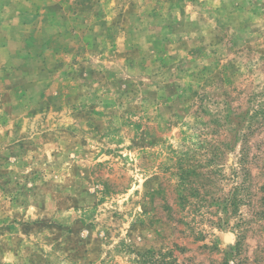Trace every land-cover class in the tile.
I'll list each match as a JSON object with an SVG mask.
<instances>
[{
	"label": "rangeland",
	"instance_id": "rangeland-1",
	"mask_svg": "<svg viewBox=\"0 0 264 264\" xmlns=\"http://www.w3.org/2000/svg\"><path fill=\"white\" fill-rule=\"evenodd\" d=\"M62 1L44 66L0 22V264H264V0Z\"/></svg>",
	"mask_w": 264,
	"mask_h": 264
},
{
	"label": "crops",
	"instance_id": "crops-1",
	"mask_svg": "<svg viewBox=\"0 0 264 264\" xmlns=\"http://www.w3.org/2000/svg\"><path fill=\"white\" fill-rule=\"evenodd\" d=\"M102 1L100 0V4ZM1 2V5L5 3L4 5L10 6L7 13H0L1 28L5 30L1 36L12 37L20 44L16 45V51L13 53L16 56L12 59L30 65L39 62L44 66L48 60L47 56L54 52L51 44L45 43L44 37L57 38L64 34L57 29H64V21L68 19L67 16L62 17V14H68V11L62 8L63 1L3 0ZM76 3L79 4L78 1ZM6 47L4 44L0 45V58L5 55Z\"/></svg>",
	"mask_w": 264,
	"mask_h": 264
},
{
	"label": "trees",
	"instance_id": "trees-1",
	"mask_svg": "<svg viewBox=\"0 0 264 264\" xmlns=\"http://www.w3.org/2000/svg\"><path fill=\"white\" fill-rule=\"evenodd\" d=\"M256 115V114H255ZM254 115H252L253 118ZM245 156V151H243V155ZM243 159V158H242ZM172 256V255H171ZM162 264H185V263H181L180 261H178L174 256L171 257L170 261L167 262H162Z\"/></svg>",
	"mask_w": 264,
	"mask_h": 264
}]
</instances>
